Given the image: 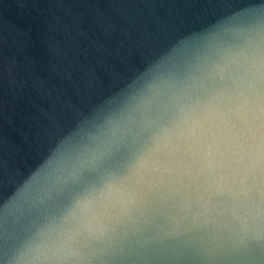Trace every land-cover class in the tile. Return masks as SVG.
<instances>
[{
  "label": "clouds",
  "instance_id": "1",
  "mask_svg": "<svg viewBox=\"0 0 264 264\" xmlns=\"http://www.w3.org/2000/svg\"><path fill=\"white\" fill-rule=\"evenodd\" d=\"M130 88L0 207V264H122L152 244L220 264L264 243V12Z\"/></svg>",
  "mask_w": 264,
  "mask_h": 264
},
{
  "label": "water",
  "instance_id": "2",
  "mask_svg": "<svg viewBox=\"0 0 264 264\" xmlns=\"http://www.w3.org/2000/svg\"><path fill=\"white\" fill-rule=\"evenodd\" d=\"M257 12L264 0H0V207L57 145L117 107L147 68L183 64L218 30ZM137 253L122 264H200L171 245ZM220 264H264V243Z\"/></svg>",
  "mask_w": 264,
  "mask_h": 264
}]
</instances>
